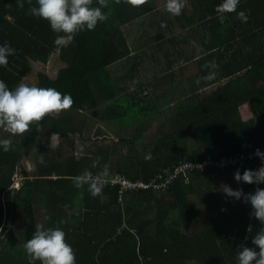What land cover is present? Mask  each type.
I'll use <instances>...</instances> for the list:
<instances>
[{"label":"trees","instance_id":"1","mask_svg":"<svg viewBox=\"0 0 264 264\" xmlns=\"http://www.w3.org/2000/svg\"><path fill=\"white\" fill-rule=\"evenodd\" d=\"M186 1L193 11L182 7L177 17L168 18L166 36L159 32V41L144 45L135 39L133 48L124 25L136 20L140 25L156 14L166 0H144L138 5L107 0V7L102 9L106 20L98 22L93 30L77 31L66 47L53 43L55 36L62 33H54L46 19L30 14V8L37 6L36 0H0V43L7 41L15 50L7 64L0 65V80L10 89L32 71L31 59L47 64L60 51L66 65L58 77L40 71L38 86L69 93L73 100L69 109L91 113L95 121L105 111L101 107L106 108L110 119L129 116L119 126L122 130L112 145L97 146L81 157L64 156L61 148L53 151L48 146L41 152L43 159L36 163L34 175L23 166L24 179L14 195L13 209L21 213L25 231L19 232L23 238H16L25 242L32 236L40 224L37 209L41 208L46 214V225L42 226L64 231L66 242L75 252L76 264H237L239 246H253L251 239L244 243L246 227L252 224L254 235L261 227L260 221L250 215V203L226 196L220 186L228 184L241 188L243 193L254 191L253 183L238 182L233 173L255 167L248 164L222 170L205 162L208 158L214 161L238 154L243 151L241 144L247 141H253L256 149L264 146V62L260 63V57L251 60L249 54L247 58L249 71L256 74L252 75L257 91L252 101L253 120H242L238 106L243 95L233 90L240 80L233 79V75L243 68L237 67V60L244 61L250 49L256 51L257 33L264 31V0H240L236 11H245L246 22L235 11L218 12L216 5L221 0ZM92 6H98L96 0ZM251 20L256 27L262 25L261 31L245 28ZM183 45L204 50L207 62L217 65L215 69L199 70L200 78L195 74L186 77L190 88L203 89L209 84L211 90L188 96L187 88L181 84L185 79L175 80L173 72L165 73L174 68L177 60L185 58ZM261 48L264 50V45ZM148 50L151 53L146 57ZM199 52L194 50L192 54ZM148 60L152 75H145L146 80L135 81L128 89L115 81V63L126 61V68L136 72ZM212 71L215 75L206 78ZM223 76H230V80L226 83ZM163 83L169 90L168 101L174 106L161 112L150 127L149 116L162 105ZM243 84L246 86L245 80ZM150 88L160 96L156 101L151 100L152 92L144 93ZM136 121L140 124L125 136L127 126ZM38 124L43 125L42 131L48 128L46 134L55 132L64 139L77 131L65 119L44 120L30 125L29 136L10 140L9 150H0V167L4 166L0 168V194L12 185L14 168L28 148L39 141ZM143 136L151 139L146 142ZM93 160L97 161L95 167ZM181 163L192 166L189 183L175 181L163 192H128L123 202L120 185L103 184L101 192L93 196L87 184L77 188L73 183V177L86 169L94 178H109V174L120 172L133 181L149 182L161 169ZM201 165L204 166L199 168ZM123 225L127 226L121 232ZM13 228L14 225L5 237L7 245L3 247L5 240L0 244V264H9V259L29 264L24 242L13 241ZM33 264L41 261L37 259Z\"/></svg>","mask_w":264,"mask_h":264},{"label":"clouds","instance_id":"2","mask_svg":"<svg viewBox=\"0 0 264 264\" xmlns=\"http://www.w3.org/2000/svg\"><path fill=\"white\" fill-rule=\"evenodd\" d=\"M126 2L138 5L144 3V0H126ZM239 2L240 0H221L216 5V10L220 13L235 11L237 17L242 22H246L248 16L245 11L242 9L236 11ZM36 4L37 6L30 8V14L46 19L54 33H62L56 35L53 40V43L58 47H66L73 40L77 31L93 30L98 22H103L107 18L105 11L102 10L107 7V0H96L98 6H92L93 0H36ZM165 7L173 15H179L183 2L182 0H166ZM14 51L7 41L0 43V65L7 64L8 56ZM34 67L33 64V69ZM205 67L215 69L217 65L214 61L206 62ZM32 71L24 78L29 76ZM37 72L36 76L38 77ZM58 75L59 73L54 77H58ZM214 75V71L209 72L206 78H212ZM72 103L73 100L69 93L62 94L53 87L19 83L10 89L4 81L0 80V121L5 122L7 128L14 134L24 133L30 129L31 124L40 121L46 113L51 114L53 111L59 112L68 109ZM9 148V140H0V150L8 151ZM255 155L264 161V152H261L259 148L255 150ZM96 163V160L92 161L93 167L96 166ZM233 178L238 182L264 183V163L255 170L246 168L241 172L236 169ZM15 183H18L20 187L15 188ZM73 183L77 188L87 184L88 190L93 196L100 193L103 187V183L98 182L87 169L73 177ZM21 186L22 183L12 179V185L8 189L18 191ZM220 190L228 197L242 198L245 202L250 203V215L257 218L261 224V227L251 238L253 246H239V250L236 252L237 264H264V188L258 187L252 192L243 193L241 188H232L228 184H222ZM246 230L251 231V225H248ZM23 248L29 257V264H33L37 259L41 261V264H76L75 252L72 246L66 242L65 233L59 227L46 228L37 224L32 236L24 242Z\"/></svg>","mask_w":264,"mask_h":264},{"label":"rangeland","instance_id":"3","mask_svg":"<svg viewBox=\"0 0 264 264\" xmlns=\"http://www.w3.org/2000/svg\"><path fill=\"white\" fill-rule=\"evenodd\" d=\"M163 2L164 0H159ZM183 1V0H182ZM193 8L190 6L188 7V11L192 12ZM178 15H173L168 10H166L165 5L162 7H159L158 12L155 14H152L150 18H146V23L150 24L148 26L143 25L142 32L137 33V25L138 21L130 22L124 25V28L127 32L128 37L132 38H138L139 40H143V42H149L151 39L158 38V34L153 37V35L156 32H159L162 30L161 35L166 36V31L170 27V24L167 23L168 18L177 17ZM156 28V29H155ZM155 29L154 31H152ZM146 33V38H142L141 34L143 35ZM135 34V35H134ZM150 34V35H149ZM141 37V38H140ZM140 40V41H141ZM124 61L123 63H115L112 67V69L116 70L114 79L117 80L120 84H123L124 88H129L131 84H133L135 81H144L146 80V77L143 76V74L148 75L151 70L150 68H147V61L143 62V69L142 70H136L135 71H129L126 68ZM64 66V62L60 58V54L54 53L51 57V60L47 64H40L34 67L32 73L27 76L26 78H23L19 83H26V84H35L36 82V71L43 70L46 73H49L51 76H56L59 73L60 68ZM192 72V71H189ZM150 81V79H148ZM113 91V90H112ZM145 92H150L149 89H144ZM114 92V91H113ZM172 95V94H171ZM164 101H161L160 104H162ZM185 101H182L184 103ZM173 106V105H172ZM99 109H105V111L101 112ZM99 112H101L100 118H98L96 121L93 119V116H91V113H84V112H77L71 109H63L59 112L53 111V113L60 117L64 118L66 121L70 122L71 127L75 128L79 134L80 137H78V134H70L69 141L68 139H64L59 134H52L48 135L46 134V131L42 133L39 141L35 142L34 146L31 148H28L27 150V157L22 161L18 163V166L14 168L13 171V181H18L20 183L23 182V166H27V170L29 171L30 175H34L36 171V163L42 161L43 156L41 154L43 148H46L50 146V148L53 151H56L57 148H61L62 155L67 156L69 154H75L77 157H81L80 155L86 154L87 152H90L91 150L97 149V146H105L112 145L113 141L116 139L117 131H121V128L119 126L124 125L126 121L129 120V116L127 117H121L119 119H110L107 115L106 108H99ZM159 116V114L157 115ZM92 117V118H91ZM6 129V128H5ZM46 128L45 130H47ZM127 131V130H126ZM124 131V132H126ZM154 132V131H153ZM128 135L130 132H126ZM0 139L4 140H11L14 137V133H12L8 128L7 130L3 131L0 129ZM70 139L72 141H78V143H75V146L70 144ZM143 139H145L146 142H148L151 139V136H143ZM127 151V150H126ZM23 152V148H22ZM25 166V167H26ZM114 174H109L108 177H113ZM223 184V183H222ZM38 219L41 225H46V214L44 210L41 208L37 209ZM22 217L21 216H14L12 222L15 228H13V231L15 229V235L13 236V241H21L24 242L22 239L23 237L19 235L20 230H24L22 226ZM4 223L0 224V242L1 240H5V237H7L6 229H4ZM12 231V232H13ZM25 231V230H24ZM11 232V233H12ZM5 234V235H4ZM16 236H20L22 238H16ZM3 247L7 245V240H5ZM9 264H18L14 263L13 259H9Z\"/></svg>","mask_w":264,"mask_h":264},{"label":"crops","instance_id":"4","mask_svg":"<svg viewBox=\"0 0 264 264\" xmlns=\"http://www.w3.org/2000/svg\"><path fill=\"white\" fill-rule=\"evenodd\" d=\"M182 2H183V7H187V8L189 7L190 8V6H188V2L186 0H183ZM150 20H152V19L150 18ZM146 21L140 22V25L138 24L139 26L137 25V33L138 32H142L143 25H145V26L150 25V24L146 23ZM247 23L248 24L245 26V28H247V29H250V30H253V31H256V30L261 31L260 29H262V25L257 24V25L260 26L259 29H258L259 26L256 27L254 25V24H256V22L254 20H251L250 22H247ZM155 29H153L152 31H154ZM159 32L162 33V30H160ZM159 32H156L153 35V37L155 35L159 34ZM141 37L142 38H146V37H150V36H146V33H144L143 35L141 34ZM135 39H138V38L136 37ZM135 39L132 38V41H131V39L128 37L129 43H130V45L133 48H135ZM140 40L138 39V42L140 43V45H144V44H147V43L154 44L155 42L159 41L160 38L151 39V41H149V42H143V40H141V41ZM256 43H257L256 48H255L256 51H250L251 50L250 49L244 61H242L240 59L237 60V67L239 66V68L240 67H243V68L240 69V70H238V73H236L235 75H233V79L236 78V77H238L237 78L238 80L240 79L239 82H237V84H235V87H233V90L234 91H237L238 93H240V94L243 95L242 103L238 106L239 114H240V116H241V118H242L243 121H251V120L254 119V116H255L254 113H253L252 101H255V97H256L255 95H256L257 91H256V86H255V84H254V82L252 80V75L256 76V74H255V72H253V70L252 71H249L251 67H250V65L247 64V58H248V55L251 54V60H255V58L260 57V59H261L260 60V63L264 62V50H262V48H261V46L264 45V31H263V29H262L261 33H257ZM183 47H184V50L186 52L185 58L184 59L177 60V62L175 64H173L174 65V68L169 69L165 73L166 74H169L170 72H173L174 73V79L175 80L182 79V78L185 79L184 82H182L181 84H182V86H184V88L185 87L187 88L186 93L188 94V96L190 94L196 95V94H199L200 92L208 91L210 89L209 84H206L207 87H204L203 89H196V90H194V89L190 88V83H189L188 80H186V77H188V76H190L192 74H195V76H197V77L200 78L198 71L201 70L202 68H207V67H205V64L207 62L208 57L206 56V54L203 53L205 51L204 50L201 51V49H196V48H194L192 46L186 47L185 45H183ZM247 48H249V47H246L245 49H247ZM194 50L195 51H200V52L199 53H196V55L195 54H192V52ZM150 53L151 52L148 50L147 51V54H146V57H148ZM123 62L124 61H121V63H123ZM118 63H120V62H118ZM146 65H147V68H149L151 66V64L149 63V60L147 61V64ZM115 71L116 70H114V73H115ZM189 71H192V72H189ZM117 73H115V74H117ZM263 73H264V71H263ZM145 75L146 74H143V76H145ZM151 75H152V72H150L146 76L149 77ZM224 76H223L222 80L223 81H226V83H227L230 80V76L229 77H224ZM243 80H245L246 86H244ZM261 84L262 83H259V87L261 86ZM229 89H230V86H229ZM149 90H150V92H152L151 93V96H150L151 97V100L153 99V100L156 101L158 98H160V96L158 95V93L156 94V90L155 89L150 88ZM160 91L163 94V95L161 94V100L164 101V102L162 103V105L160 107L157 108V111L158 112L153 113L152 115L149 116L147 122L150 123V127L155 123L156 119L159 117V116H157L158 114L161 115V112L166 113L167 111L171 110L172 107L174 106V103H169V101H168V98H167L168 95H167V93L169 92V90H168V87L167 86L165 87V84L164 83L162 84V87H161ZM144 93L150 95L148 92H144ZM229 93H230V91H229ZM176 99H178V98H176ZM139 124H140V122H138V121L131 122V124H129L127 126L128 128H126L127 129L126 132H130V134H131L134 126L135 125H139ZM118 132L119 131H117V133ZM126 132H124L125 133L124 134L125 136L128 135ZM78 137H80V134L79 133H78ZM116 175L117 174H114V176H116ZM152 208H151V210H152ZM155 210H156V208H153V212L154 213H155ZM150 215H151V213H150ZM189 231L190 230L188 229L187 232H189Z\"/></svg>","mask_w":264,"mask_h":264},{"label":"built area","instance_id":"5","mask_svg":"<svg viewBox=\"0 0 264 264\" xmlns=\"http://www.w3.org/2000/svg\"><path fill=\"white\" fill-rule=\"evenodd\" d=\"M241 149L243 151H240L238 154L229 156V157H222L216 160H211V158H208L205 162L206 164H213L217 168L220 169H226L227 167L234 166H247L248 164H251L255 169H258L264 161L257 155H255V145L253 141H247L243 144H241ZM261 152H264V146L260 148ZM204 165L199 166V168H202ZM192 167L190 164H179L178 166L172 165L171 167L161 169L157 172L155 177H153L149 182H145L142 180H136L133 181L129 179V177L125 174H118L113 177L109 178H102L99 175L95 178L98 182H102L103 184H109L112 185H120L121 192H120V201H124V196L128 192L133 191H144V190H152L154 192H163L170 188V186L173 185L175 181H186V183L189 181V168ZM108 177V176H107ZM183 178V179H182ZM189 183V182H188ZM254 188H261L262 183H256L253 182ZM15 188H19L20 185L18 183L14 184ZM254 217V216H253ZM126 224V223H125ZM251 225V231H248L246 237L244 238V243L248 242L253 235V225ZM127 226L124 225L121 228V232L123 231V228Z\"/></svg>","mask_w":264,"mask_h":264},{"label":"flooded vegetation","instance_id":"6","mask_svg":"<svg viewBox=\"0 0 264 264\" xmlns=\"http://www.w3.org/2000/svg\"><path fill=\"white\" fill-rule=\"evenodd\" d=\"M57 54V53H56ZM63 67V66H62ZM61 67V68H62ZM60 68V69H61ZM49 74V73H48ZM37 80H36V82H35V85H37L38 86V83H39V81H38V77L36 76L35 77ZM57 119H64V118H60V117H58V116H56L53 112L51 113V114H45V116L44 117H42V119L40 120V121H44V120H48L49 122H53L54 120H57ZM39 126H37V131L42 135V133L43 132H45L46 130H43L42 131V129H43V125L42 124H38ZM6 128V129H5ZM73 128V127H72ZM0 129H2L3 131H5V130H7V126H6V123L5 122H3V121H0ZM75 129V128H74ZM79 132L78 131H75V132H71V133H69V138H70V134H78ZM53 134H57V133H55V132H53ZM30 134L28 133V130H26L24 133H22V134H15L14 135V137L11 139V140H13L14 138H22V137H27V136H29ZM60 135V134H59ZM1 136V135H0ZM41 137V136H40ZM1 140V139H0ZM68 141H69V139H68ZM70 144H72V145H75V143H78V141L76 140L75 142L74 141H72L71 139H70ZM27 157V154L26 155H24V157L20 160V162H22L25 158ZM26 166V165H25ZM0 168H4V166H1ZM26 168H27V166H26ZM11 179H13V175H12V177H11ZM11 187V186H10ZM9 187V188H10ZM9 190V189H8ZM8 190L5 192H3L2 194H0V212H1V216H2V219H0V224H5L4 225V229H6V219H7V215H8V212H9V205H10V196H9V194H8ZM7 193V194H6ZM7 195H8V197H9V201H7ZM11 215H12V220H13V218H14V216H21L22 217V215H21V213L20 212H16L14 209H13V205H12V213H11ZM12 224H13V222L11 221V226H12ZM5 235V234H4ZM2 242H3V240H1ZM2 242H0V244H2Z\"/></svg>","mask_w":264,"mask_h":264},{"label":"water","instance_id":"7","mask_svg":"<svg viewBox=\"0 0 264 264\" xmlns=\"http://www.w3.org/2000/svg\"><path fill=\"white\" fill-rule=\"evenodd\" d=\"M61 54L60 53V51L59 52H57V54ZM31 62L35 65V66H37V65H40V64H42L41 62H38V61H35V60H33V59H31ZM37 72V71H36ZM38 73V72H37ZM15 190L14 189H9L8 190V194H9V196H10V205H9V212H8V215H7V219H6V234L9 232V230L11 229V221H12V215H11V213H12V205H13V199H14V195H15Z\"/></svg>","mask_w":264,"mask_h":264}]
</instances>
